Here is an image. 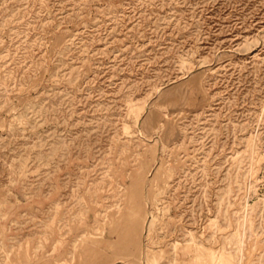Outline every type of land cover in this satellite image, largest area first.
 I'll return each mask as SVG.
<instances>
[{
  "label": "rangeland",
  "instance_id": "obj_1",
  "mask_svg": "<svg viewBox=\"0 0 264 264\" xmlns=\"http://www.w3.org/2000/svg\"><path fill=\"white\" fill-rule=\"evenodd\" d=\"M0 264H264V0H0Z\"/></svg>",
  "mask_w": 264,
  "mask_h": 264
}]
</instances>
